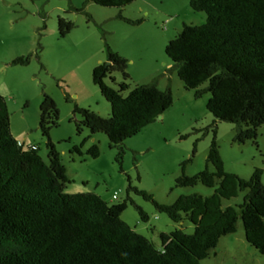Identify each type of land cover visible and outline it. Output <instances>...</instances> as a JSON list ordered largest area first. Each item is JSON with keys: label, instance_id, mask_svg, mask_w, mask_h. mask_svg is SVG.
I'll return each mask as SVG.
<instances>
[{"label": "trees", "instance_id": "trees-1", "mask_svg": "<svg viewBox=\"0 0 264 264\" xmlns=\"http://www.w3.org/2000/svg\"><path fill=\"white\" fill-rule=\"evenodd\" d=\"M90 1L125 8L137 0ZM191 5L206 12L208 20L201 26L186 24L168 44L172 72L178 73L188 90H196L197 97L212 94L208 109L216 122L237 126L236 142L257 143L264 126V0H192ZM70 11L81 10L72 6ZM120 18L142 23L123 15ZM76 27L67 17L59 18L63 37ZM107 52L110 64L95 68L94 82L111 103L112 115L103 117L80 106L74 113L83 117L77 122L80 134L86 126L94 133H106L112 146L119 147L158 121L173 106L174 94L170 86L159 88L158 77L137 85L125 96L130 89V61L109 44ZM32 58L33 54L21 57L13 64H29ZM115 72H122L125 78L120 89L107 82ZM205 84L208 86L202 88ZM60 120L57 101L45 92L41 129L50 139L47 163L39 150L19 145L6 99L0 94V264H202L223 237L238 232L241 219L247 240L264 255V170L257 169L250 180L228 172L217 137L208 157L216 172L206 169L178 179L184 187L203 183L216 188L213 195H182L176 203L166 205L136 188L174 222L181 223L188 216L196 226L193 234L179 228L160 232L159 246L123 219L127 201L111 206L97 193L66 192L67 168L51 139V130ZM73 152L82 154V148L76 146ZM88 154L99 158L101 149L95 144ZM247 190L240 208L225 204ZM141 215L149 221L146 212L141 210Z\"/></svg>", "mask_w": 264, "mask_h": 264}, {"label": "rangeland", "instance_id": "rangeland-1", "mask_svg": "<svg viewBox=\"0 0 264 264\" xmlns=\"http://www.w3.org/2000/svg\"><path fill=\"white\" fill-rule=\"evenodd\" d=\"M191 1L137 0L120 8L90 0H0V94L6 99L14 136L27 145H36L50 163V139L41 129V106L45 92L53 96L61 120L51 130V139L67 168L66 192L97 193L111 206L127 201L123 219L136 230L141 228L139 232L159 246L160 232L179 228L193 234L196 226L188 216L181 223L174 222L136 188L166 205L176 203L182 195H213L216 188L203 183L184 187L178 179L206 169L216 172L208 161L216 137L228 172L250 180L257 169L264 170V126L257 143L236 142L237 126L216 122L208 109L212 94L197 97L196 90H188L178 73L172 72L174 62L167 54L168 44L186 24L201 26L208 20L207 13L194 10ZM72 6L81 11L71 12ZM120 15L142 23L131 24ZM61 16L77 26L65 37L59 29ZM107 44L125 52L130 60V89L125 96L137 85L158 77L159 88L170 86L174 94V104L163 119L119 147L112 146L106 133H94L86 126L80 134L77 122L83 117L74 113L80 106L103 117L112 115L111 103L94 82L95 68L109 63ZM32 54L29 64H13ZM124 81L122 72L107 79L116 89ZM95 144L101 149L99 158L88 154ZM76 146L82 148V154L73 152ZM248 193L242 191L225 204L240 208ZM141 210L149 215V221L142 218ZM202 264H264V255L247 240L241 219L238 232L223 237Z\"/></svg>", "mask_w": 264, "mask_h": 264}, {"label": "built area", "instance_id": "built-area-1", "mask_svg": "<svg viewBox=\"0 0 264 264\" xmlns=\"http://www.w3.org/2000/svg\"><path fill=\"white\" fill-rule=\"evenodd\" d=\"M19 145L21 147H24L26 149H30V150H39V148L36 145H27L24 141H19ZM115 199H118V196H115Z\"/></svg>", "mask_w": 264, "mask_h": 264}, {"label": "crops", "instance_id": "crops-1", "mask_svg": "<svg viewBox=\"0 0 264 264\" xmlns=\"http://www.w3.org/2000/svg\"><path fill=\"white\" fill-rule=\"evenodd\" d=\"M119 51V53L122 55V56H125V58H127L128 56H127V54H125V52H123L122 50H118ZM128 59V58H127ZM130 61V60H129ZM131 61H134V60H131ZM141 229V228H140ZM140 229L138 228V232L140 231Z\"/></svg>", "mask_w": 264, "mask_h": 264}, {"label": "water", "instance_id": "water-1", "mask_svg": "<svg viewBox=\"0 0 264 264\" xmlns=\"http://www.w3.org/2000/svg\"><path fill=\"white\" fill-rule=\"evenodd\" d=\"M108 64H110V62H109ZM159 119H160V120L163 119V116H161Z\"/></svg>", "mask_w": 264, "mask_h": 264}]
</instances>
